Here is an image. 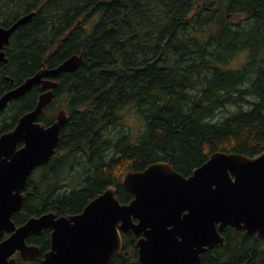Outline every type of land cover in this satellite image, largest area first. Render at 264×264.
<instances>
[{
  "label": "trees",
  "instance_id": "obj_1",
  "mask_svg": "<svg viewBox=\"0 0 264 264\" xmlns=\"http://www.w3.org/2000/svg\"><path fill=\"white\" fill-rule=\"evenodd\" d=\"M31 11L0 62V95L72 54L83 61L56 77L55 97L38 116L48 125L59 108L69 114L55 154L27 180L15 224L48 211L79 213L110 185L127 202L133 195L122 173L157 160L188 175L216 150L264 152V0H0V26ZM244 49L249 62L227 68ZM42 91L34 85L0 110V134ZM129 109L141 131L111 132ZM222 235L224 244L206 248L201 264H264V241L231 226ZM34 237L27 241L43 243L41 252L50 245L49 230ZM136 239L123 234L111 264H142Z\"/></svg>",
  "mask_w": 264,
  "mask_h": 264
},
{
  "label": "water",
  "instance_id": "obj_2",
  "mask_svg": "<svg viewBox=\"0 0 264 264\" xmlns=\"http://www.w3.org/2000/svg\"><path fill=\"white\" fill-rule=\"evenodd\" d=\"M34 14L0 26V61H7L1 48L11 34ZM82 61V53L72 54L0 95L2 110L34 85L45 89L34 108L0 134V236L9 232L0 239V264H14L17 252L25 260L34 259L39 247L28 245L26 238L45 228H51V241L41 264H111L122 250L121 233L130 230L141 235L137 258L144 264H201L206 248L224 244L227 226L264 241V152L250 156L216 150L188 175L171 162L154 161L122 174L121 185L133 193L128 203L119 202L110 185L79 213L45 212L16 225L11 216L22 204L26 181L53 156L69 117L65 108L48 125L38 116L53 101L57 75L74 71Z\"/></svg>",
  "mask_w": 264,
  "mask_h": 264
},
{
  "label": "rangeland",
  "instance_id": "obj_3",
  "mask_svg": "<svg viewBox=\"0 0 264 264\" xmlns=\"http://www.w3.org/2000/svg\"><path fill=\"white\" fill-rule=\"evenodd\" d=\"M244 60V54L239 53L235 56V58L232 60L230 66H238V64L241 63V61ZM121 126H116L113 129H111V132H114L116 130H127L131 134L132 137H135L139 131L142 129V120L141 118L135 113L134 109L125 110L123 112V117L121 120ZM116 129V130H115Z\"/></svg>",
  "mask_w": 264,
  "mask_h": 264
},
{
  "label": "flooded vegetation",
  "instance_id": "obj_4",
  "mask_svg": "<svg viewBox=\"0 0 264 264\" xmlns=\"http://www.w3.org/2000/svg\"><path fill=\"white\" fill-rule=\"evenodd\" d=\"M3 50H4V52H5V49H4V47L2 48ZM247 56V55H246ZM10 82V81H9ZM11 83V82H10ZM85 207V206H84ZM56 213V212H55ZM57 214V213H56ZM63 215V214H62ZM69 215V214H68ZM38 216V215H37ZM57 216H59L58 214H57ZM46 230H49V234H50V239H51V228H45ZM45 229H43V230H41L40 232H38V233H31V234H29L28 236H27V238L29 237V238H31V237H34V236H38L39 234H41V232H43ZM35 238V237H34ZM27 240V239H26ZM27 243L28 244H31V245H38V246H40V252H39V254L36 256V257H38L40 260L42 259V257H43V254H44V252L45 251H47L49 248H50V245L46 248V249H44L42 252H41V246L43 245V243L41 244V243H39V241H37V240H32V241H27ZM35 257V258H36ZM24 262H26V261H24Z\"/></svg>",
  "mask_w": 264,
  "mask_h": 264
},
{
  "label": "bare ground",
  "instance_id": "obj_5",
  "mask_svg": "<svg viewBox=\"0 0 264 264\" xmlns=\"http://www.w3.org/2000/svg\"><path fill=\"white\" fill-rule=\"evenodd\" d=\"M24 15H25V14H24ZM21 16H23V15H21ZM21 16H19L18 18H20ZM18 18H17V19H18ZM17 19H16V20H17ZM31 19H32V18H31ZM16 20H15V21H16ZM15 21H14V22H15ZM29 21H30V20H29ZM29 21H28V22H29ZM14 22H13V23H14ZM13 23H12V24H13ZM24 24H25V23H24ZM10 25H11V24H10ZM10 25H9V26H10ZM2 27H4V26H2ZM7 27H8V26H7ZM53 212H54V211H53Z\"/></svg>",
  "mask_w": 264,
  "mask_h": 264
}]
</instances>
